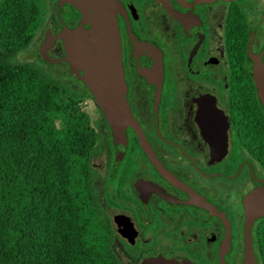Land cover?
Returning <instances> with one entry per match:
<instances>
[{
  "label": "flooded vegetation",
  "instance_id": "flooded-vegetation-1",
  "mask_svg": "<svg viewBox=\"0 0 264 264\" xmlns=\"http://www.w3.org/2000/svg\"><path fill=\"white\" fill-rule=\"evenodd\" d=\"M120 63L132 120L122 158L93 96L72 75L62 35L81 14L58 0H19L34 64L96 112L95 201L119 264H264V217L248 196L264 182V0H116ZM4 6L0 5V11ZM85 30L88 24H82ZM82 101V100H81ZM102 153L99 158L98 154Z\"/></svg>",
  "mask_w": 264,
  "mask_h": 264
},
{
  "label": "trees",
  "instance_id": "trees-1",
  "mask_svg": "<svg viewBox=\"0 0 264 264\" xmlns=\"http://www.w3.org/2000/svg\"><path fill=\"white\" fill-rule=\"evenodd\" d=\"M13 1L18 26L25 14ZM13 15L4 0L7 27ZM17 41L0 38V264H119L91 181L98 135L64 115L88 97L17 63L28 45Z\"/></svg>",
  "mask_w": 264,
  "mask_h": 264
},
{
  "label": "water",
  "instance_id": "water-1",
  "mask_svg": "<svg viewBox=\"0 0 264 264\" xmlns=\"http://www.w3.org/2000/svg\"><path fill=\"white\" fill-rule=\"evenodd\" d=\"M180 2L184 0H178ZM196 4L216 0H192ZM232 1V0H221ZM59 5H71L82 17L81 25L62 35L65 43L66 58L71 73L79 76L93 96L92 103L99 108L109 124L116 147V161L122 158L124 136L119 123L132 120L125 100V85L120 63L119 32L114 13L118 7L116 0H58ZM254 79L258 98L264 107V66H255ZM245 211L251 219L264 217V182L251 193L245 202Z\"/></svg>",
  "mask_w": 264,
  "mask_h": 264
},
{
  "label": "rangeland",
  "instance_id": "rangeland-1",
  "mask_svg": "<svg viewBox=\"0 0 264 264\" xmlns=\"http://www.w3.org/2000/svg\"><path fill=\"white\" fill-rule=\"evenodd\" d=\"M31 2L33 4L35 2V4L37 5V8L40 10V5H41L40 0H31ZM2 3H3V0H0V5ZM0 38L4 40L8 39L10 42H14L16 40H18L17 42L19 41L21 42L24 40L20 32H18L17 34L13 33L10 27L9 26L7 27L6 24L1 19H0ZM29 52H30V49L19 52V54L16 57V62L17 63H27L28 60L30 59ZM59 103L63 106L66 105L64 101H59ZM64 115L65 117H69L75 120L85 119V123L92 126V128L95 125L96 112L94 110V106L92 105L90 101L82 100L77 105L66 108ZM98 155H99V158L102 157V153Z\"/></svg>",
  "mask_w": 264,
  "mask_h": 264
}]
</instances>
